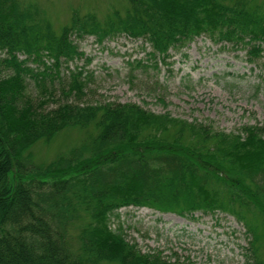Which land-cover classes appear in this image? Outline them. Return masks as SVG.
Returning a JSON list of instances; mask_svg holds the SVG:
<instances>
[{
	"label": "trees",
	"instance_id": "obj_1",
	"mask_svg": "<svg viewBox=\"0 0 264 264\" xmlns=\"http://www.w3.org/2000/svg\"><path fill=\"white\" fill-rule=\"evenodd\" d=\"M126 2L102 20L73 11L55 31L34 5L0 0V68L10 71L0 77V264H182L142 254L110 229L114 212L131 206L227 213L246 227L253 263L264 264V127L226 134L136 105L82 104L92 76L81 69L44 110L61 65L83 56L76 38L142 39L155 70L200 36L248 46L249 62L263 50L264 12L248 0ZM26 77L39 89L38 104L26 94ZM73 127L84 133L80 143L49 163L33 162L34 145Z\"/></svg>",
	"mask_w": 264,
	"mask_h": 264
},
{
	"label": "rangeland",
	"instance_id": "obj_2",
	"mask_svg": "<svg viewBox=\"0 0 264 264\" xmlns=\"http://www.w3.org/2000/svg\"><path fill=\"white\" fill-rule=\"evenodd\" d=\"M43 12L55 31L65 25L73 11L94 13L99 20L109 11H123L126 0H21ZM264 12V0H248ZM83 53L59 69L54 79V97L44 110L55 108L59 87L67 84L76 69L91 75L82 104L118 103L136 105L154 115L175 121L204 124L226 134H239L244 127H264V44L257 59L249 62L248 46L214 43L200 36L172 49L165 64L153 69L142 39L116 36L98 43L94 37L73 39ZM4 57V53L0 54ZM20 60L24 56H18ZM47 61V60H45ZM143 62L146 68L136 66ZM30 68L37 67L29 63ZM0 77L10 71L0 68ZM26 94L38 104L39 89L25 78ZM49 84V80H47ZM84 133L73 127L39 142L30 149L35 164H46L82 141ZM110 229L142 254L165 262L182 264H254L250 238L243 223L227 213H194L179 216L150 208L124 207L110 217ZM79 224L73 227L76 232ZM264 256V241L259 249Z\"/></svg>",
	"mask_w": 264,
	"mask_h": 264
}]
</instances>
